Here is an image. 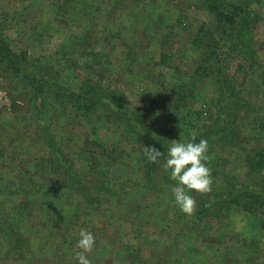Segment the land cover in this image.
<instances>
[{"label":"rangeland","instance_id":"374dc122","mask_svg":"<svg viewBox=\"0 0 264 264\" xmlns=\"http://www.w3.org/2000/svg\"><path fill=\"white\" fill-rule=\"evenodd\" d=\"M92 1L0 0V32L31 58L47 57L39 73L42 93L35 102L30 101L31 87L22 86L16 74L1 72L0 66V93L7 98L0 105V138L8 140L0 139V208L26 237L22 249L9 251L0 235V264H71L81 251L80 229L95 236V247L87 253L92 264H137L135 253L154 263L165 249L169 264H264L263 209L250 212L234 206L222 219L210 216L201 222L195 217L199 200L225 186L222 171L237 177L239 181L229 183L239 189L241 182L252 181V159L264 153V0L256 6L261 16L255 32L258 60L253 64L237 54L223 58V70L234 78L238 97L251 101L256 110L223 115V124L236 119L243 142L207 153L217 162L215 167L207 163L211 190L190 193L196 201L190 215L175 203V181L164 167L157 180L145 179L141 161L134 162L138 150L122 132L123 125L105 124V108L95 110L94 120H99L93 129L71 104L61 107L55 94L58 85L79 90L84 79L119 89L129 116H146V124L166 145L188 141L187 132L202 130L214 119L218 95L213 91L219 88L215 79L208 78L204 88L196 90L193 111L178 109V127L174 119L169 121L174 132L164 131L163 115L176 110L180 80L195 75L202 52L192 41L202 25H211L212 15L202 0ZM94 6L92 14L89 8ZM113 8V18L108 19ZM139 29L145 31L144 49L129 48V41L139 39ZM86 34L99 38L97 44L84 46L81 39ZM76 37L80 40L70 46ZM64 45L67 49L61 54ZM164 56L170 57L166 63ZM184 123V131L175 137ZM49 136L61 147L65 166L85 181L100 206L72 193L71 182L55 171L59 153L48 146ZM106 158L111 165L102 163ZM52 215L58 219L50 223ZM66 218L73 228L66 226L64 232L74 239L64 242V251L58 227Z\"/></svg>","mask_w":264,"mask_h":264},{"label":"trees","instance_id":"16d2710c","mask_svg":"<svg viewBox=\"0 0 264 264\" xmlns=\"http://www.w3.org/2000/svg\"><path fill=\"white\" fill-rule=\"evenodd\" d=\"M202 1L205 2L208 12L212 15V23L210 26L202 25L192 41V45L201 50V59L197 64V68L194 70L195 75L191 76L189 81H185V77H183L177 85L178 95L176 110L173 111V113L170 111L163 115V120H165V118L166 120L165 124H162V126L166 133L174 132L169 121L174 119L176 121L174 125L178 127L180 114L178 109H192L194 102L191 103V101L196 100V90H198L199 87L204 88V84L208 78H214L219 87V93L218 91H213L214 94L218 95L217 103L215 104L214 119L205 125L202 130L198 128L194 133L191 131L186 134L188 141H190L193 136H195L196 142H199L200 139H207L208 152H212L214 148L217 147H222V149L225 150L243 142L241 131L235 127L236 119H230L228 123L223 124V115L236 117L244 108H246V110L248 109V111L256 110L255 104L251 101L241 96L240 98L238 97L232 82L234 78L226 73V70H223V58L225 56L228 57L230 54H237L239 58L243 57L246 60H250L253 64L258 60L255 32L261 20V16L257 14L256 6H259L263 0H238L235 2L227 0ZM92 2H97V0H93ZM92 2L90 5L94 4ZM89 9L93 14L95 6ZM114 9L115 8H113L112 12H108V19L113 18ZM1 22L0 20V23ZM144 32L145 31L141 29L137 30V34L140 35L139 39L133 40L132 42L129 41L127 43L128 47L138 50L144 49ZM93 34H86V36L81 39V42H83L84 46L86 45L87 48L91 47L93 44H97L99 40V38H96ZM75 40H80V38L76 37L71 41L70 46L76 44ZM227 42H229V45ZM62 48V51L59 52L61 54L67 49V45L62 46ZM54 55H58V52L56 51L53 56ZM44 59H47V57L31 58L26 50H19L13 42L9 40L8 36L0 32L1 72L7 73L8 75L16 74L22 86L29 85L32 89L31 102L37 101L42 93L41 89L43 88L44 80L39 73L45 66L42 64ZM168 59H170V57L164 56L162 63H166ZM58 88L59 91L55 94L58 98V104L64 108L71 104L75 112L85 119L88 125L93 129L97 128H95V125H97L99 120L97 118L94 120V115L96 114L95 110L98 108H105L108 112V119L105 124L113 123L116 125H123L121 128L122 132L127 134L130 145L138 150L139 158L135 159L134 162L141 161L145 179L151 183L157 180L161 168L163 169V164L171 143L166 145L163 138L157 137L156 130L146 124V116H129L126 98L119 89L109 90L100 83H92L90 79H84L79 90L73 88L68 89L64 85H58ZM234 106L236 107L235 109ZM34 108L38 109L37 106H34ZM15 109L18 110L16 105ZM190 111H193V109ZM187 120V117H185L184 122ZM98 124H100L98 125L99 127L104 125V123L102 125L101 123ZM184 125L185 123L182 125L179 132L175 131V137L184 131ZM47 139V144L52 148L53 152H55V154L59 153L56 157L57 166H55L54 169L60 173L63 172L66 176L65 180L67 179L68 182H71V185L69 183V190L74 194L83 195L90 204L96 203L95 207L99 205V201L93 197L94 194L91 195V190L86 186V183H84L85 181L81 180L77 173L71 168L66 167L61 160V147L59 144L53 140L52 136L47 137ZM1 141L8 142L7 137L2 138ZM153 146L163 153L158 162L150 161L145 153V147ZM104 151L106 153L115 152L114 149H105ZM210 161L213 163L214 167L217 165V162L211 159L206 163ZM102 163L111 165V160L109 161L106 158ZM249 166L252 181L250 183L241 182L239 189L236 188L235 183H229V179L239 181L235 175H229L224 171L221 172L225 180V186L220 190L210 191L205 200H199L197 212L195 213V217L198 221L202 222L210 216L222 219L228 216V213L234 206L238 209L243 208L250 212H255L260 209L264 210V153H261L257 157L255 156ZM220 171L221 170L217 169L218 173ZM61 180H63V178ZM62 218L65 217H61V219ZM55 219L58 218L52 215L50 217V223L54 222ZM71 222L72 220L67 221L66 218L61 222V226L58 227V233L61 232V248L64 251L67 250L65 243L74 239L71 233L64 232L66 226L70 229L73 228ZM14 227L10 215L1 207L0 235L5 237L4 241L9 251L22 249L23 243L26 241V237L20 232H17ZM45 229L46 228H44V230ZM141 258L140 254L135 253L133 261H137V264H169V260L171 259L166 249L162 251V254L154 263L145 262ZM71 264H77L76 259L71 262Z\"/></svg>","mask_w":264,"mask_h":264},{"label":"clouds","instance_id":"9594fccd","mask_svg":"<svg viewBox=\"0 0 264 264\" xmlns=\"http://www.w3.org/2000/svg\"><path fill=\"white\" fill-rule=\"evenodd\" d=\"M145 153L152 162H158L163 153L156 147H145ZM208 141L195 136L190 141L173 140L167 151L163 164L171 180L175 181L171 188L174 201L180 210L192 214L196 201L191 192L206 193L211 190V169L207 165L209 160ZM96 240L92 232L80 229L77 247L81 250L75 253L78 264H92L87 253L95 247Z\"/></svg>","mask_w":264,"mask_h":264},{"label":"built area","instance_id":"2783aa9c","mask_svg":"<svg viewBox=\"0 0 264 264\" xmlns=\"http://www.w3.org/2000/svg\"><path fill=\"white\" fill-rule=\"evenodd\" d=\"M3 98H5V101H4ZM6 100H7V98H6L5 93H2V92H1V93H0V105H1V102H2V101L6 102ZM4 102H3V103H4Z\"/></svg>","mask_w":264,"mask_h":264},{"label":"crops","instance_id":"0c3cea01","mask_svg":"<svg viewBox=\"0 0 264 264\" xmlns=\"http://www.w3.org/2000/svg\"><path fill=\"white\" fill-rule=\"evenodd\" d=\"M49 172H51V171H49ZM60 173V172H59ZM45 175H47L46 173H45Z\"/></svg>","mask_w":264,"mask_h":264}]
</instances>
